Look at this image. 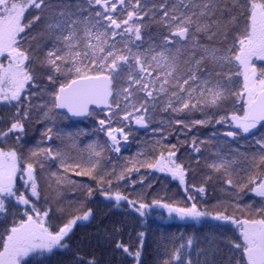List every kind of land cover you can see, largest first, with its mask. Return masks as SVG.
<instances>
[{"label": "snow or ice", "instance_id": "snow-or-ice-1", "mask_svg": "<svg viewBox=\"0 0 264 264\" xmlns=\"http://www.w3.org/2000/svg\"><path fill=\"white\" fill-rule=\"evenodd\" d=\"M0 107L9 112L0 116V222L6 225L0 230V264H46L56 250L71 251L74 228L93 216L83 208L96 191L116 207L126 202L141 217L158 207L181 221L210 218L233 229L207 248L197 247L194 237L181 238L162 264H264V132L254 131L264 129V0H0ZM34 109L37 120L89 117L99 110L96 131L107 141L79 149L69 137L63 147H53V128L47 127L25 154V125ZM157 114L154 132L172 129L186 137L215 120L229 128L225 143L251 137L249 151H217L204 182L191 187L206 194L208 182L222 179L231 189L250 190L261 199L259 206L236 203L231 214L228 208L212 214L192 194L190 205H148L112 192L113 180L118 187L139 171L137 164L170 174L189 191L194 166L178 162L177 144H163L167 135L119 173L105 167L106 159L111 163L106 153L119 156L121 138L127 143L126 128H147ZM205 144L193 137L189 147L199 154ZM157 146L166 151L154 156ZM38 167L47 177L46 190ZM69 173L90 177L96 187ZM69 191L84 199L65 203ZM137 239L134 252L122 239L110 242L142 264L144 233ZM70 264L99 262L77 251Z\"/></svg>", "mask_w": 264, "mask_h": 264}, {"label": "trees", "instance_id": "trees-1", "mask_svg": "<svg viewBox=\"0 0 264 264\" xmlns=\"http://www.w3.org/2000/svg\"><path fill=\"white\" fill-rule=\"evenodd\" d=\"M42 25L37 26L34 31H39ZM27 47V45H25ZM259 64L260 62L257 61ZM38 101H34L37 103ZM100 113V112H98ZM102 113V112H101ZM9 112L6 108L0 107V116H7ZM161 114H157L156 119L147 128H135L132 125L126 129L129 134V144L125 150L121 151L119 156L114 153H106V157L111 158V163L105 160V167L111 170L114 166L119 173L125 163H128L133 157H138L141 151H152V145L157 139H162L167 135V139L163 140V144H177L179 152L177 153L178 162H182L187 167L190 163L194 166L189 170L187 175V183L189 191L186 193L184 188L179 184L178 180H174L171 175L161 173L159 171L140 167L137 164L135 167L139 171H133L130 177H126L125 181H121L119 186H116L115 179L113 180L112 192L119 191L128 196L129 199L137 204L143 202L152 205L154 200H159L161 203L170 204H189L188 195L192 194L196 198L197 206L201 209H207L210 213L215 214L217 210L223 211L228 208L231 214L234 204L239 203L241 206L248 204H256L259 206L261 199L256 197L250 190L238 191L231 189L223 184L222 179H213L206 185V194H198L192 189V185L199 186L204 182V176L210 170L206 164L210 162L217 151L228 153L233 149H239L241 152L249 151L251 137L247 139L237 137L235 141L230 138L225 143L223 133L229 130L227 125H217L213 120L207 126H195L190 133L185 137L183 133L173 132L172 129H166L165 133L154 132L157 128ZM32 119L26 125V135L24 137L25 154L27 150L36 146L41 142V134L47 127L53 128V139L48 142L53 147H63L68 143L69 137L78 144L83 141L85 144L104 143L105 137L97 132V119L95 115L90 116V121H86L84 127L82 123L71 122L63 115H56L52 120H37V111L34 109ZM195 118H202L200 113L194 114ZM187 132V130H184ZM259 136L264 129L254 130ZM180 139H177V136ZM196 137L198 141H206L201 153H194L189 145L192 138ZM187 140V143H181V140ZM210 141V142H209ZM165 150L162 146H157L153 152L154 156H159L160 151ZM166 151V150H165ZM199 159L198 166L196 159ZM132 165L129 164V167ZM53 170L58 169V162L53 164ZM38 179L41 188L46 190L47 177L39 167L37 168ZM72 178L82 184H90L96 187L95 180L87 176H75L69 173ZM135 181V184H133ZM143 181V183H141ZM246 182V181H245ZM107 188V184L104 185ZM68 200L65 203L84 197L80 192L66 193ZM92 209L93 216L89 221L78 222L71 234V251L56 250L46 264H70L72 254L79 251L86 257H95L99 264H135V261L128 256H125L122 250H116L112 239H122L125 244L132 247L133 252L140 246V241L137 239L139 233H144V244L142 248L141 262L142 264H162L163 260L168 258V252L171 250L172 244H179L189 237H194L197 247H209V241L215 239L220 240L221 236H232L233 229L230 225L218 224L210 221V218H205L200 222L196 221H181L178 218L168 216V213L163 208L153 207L147 210V214L141 217L137 212L131 209L126 202H121L120 207L115 206V201H108L102 198L99 191H96L93 198L84 204L83 210ZM11 219V218H10ZM6 225L0 222V230ZM119 228L120 234L114 235L113 229ZM167 241V245L162 246L163 242Z\"/></svg>", "mask_w": 264, "mask_h": 264}, {"label": "rangeland", "instance_id": "rangeland-1", "mask_svg": "<svg viewBox=\"0 0 264 264\" xmlns=\"http://www.w3.org/2000/svg\"><path fill=\"white\" fill-rule=\"evenodd\" d=\"M6 62V61H5ZM97 111V113L98 112H100L99 110H96ZM103 115V113H98V115H95V117L97 116H102ZM90 118V116L88 117V119H86V120H83V121H80V122H77V123H82V126L84 127V124H85V122L86 121H90V120H92L93 118H91V119H89ZM96 125H97V128L99 127L98 126V124H97V122H96ZM132 126H133V123L131 124ZM134 127V126H133ZM129 128V127H128ZM135 128H139V127H136L135 126ZM127 129V128H126ZM104 137H105V139H106V141H107V137H106V135L104 134V133H102V132H100ZM84 138H85V136H83V141H80L78 144H76L77 145V147L79 148V149H84L86 146H87V144H85L84 143ZM121 144H122V147H121V151H123V150H125V148H127V146H128V144H129V139H128V141H127V143H124L123 142V139L121 138ZM116 156H117V154L116 153H114ZM85 155H86V153H85ZM161 173H164V174H168V173H166V172H161ZM168 175H170V174H168ZM102 198H104L103 196H102ZM105 199V198H104ZM105 200H107V199H105ZM108 201H112V200H108ZM175 217V216H174ZM176 218V217H175ZM203 220V219H202ZM210 221H213V220H211V219H209ZM184 221H192V220H184ZM83 222H86V221H81V223H83ZM213 222H216V223H218V224H221V225H224V224H222L221 222H217V221H213Z\"/></svg>", "mask_w": 264, "mask_h": 264}, {"label": "water", "instance_id": "water-1", "mask_svg": "<svg viewBox=\"0 0 264 264\" xmlns=\"http://www.w3.org/2000/svg\"><path fill=\"white\" fill-rule=\"evenodd\" d=\"M62 111V110H61ZM87 117H69V119L71 120V121H82V120H84V119H86ZM136 126H138V125H136Z\"/></svg>", "mask_w": 264, "mask_h": 264}]
</instances>
